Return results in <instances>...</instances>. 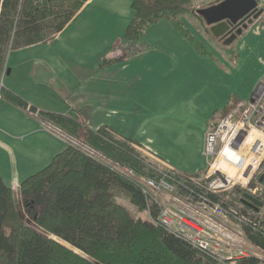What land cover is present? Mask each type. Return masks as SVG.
Instances as JSON below:
<instances>
[{
  "label": "crops",
  "instance_id": "obj_1",
  "mask_svg": "<svg viewBox=\"0 0 264 264\" xmlns=\"http://www.w3.org/2000/svg\"><path fill=\"white\" fill-rule=\"evenodd\" d=\"M134 16L132 0H87L49 42L9 52L3 85L38 111L67 114L94 129L113 127L168 168L205 173L210 121L222 115L232 95L247 98L264 74V21L243 30L235 57L184 17L214 60L166 18L142 38L128 40ZM109 57L118 60L102 66ZM67 135L39 113L0 97V173L17 198L21 182L72 141Z\"/></svg>",
  "mask_w": 264,
  "mask_h": 264
},
{
  "label": "trees",
  "instance_id": "obj_2",
  "mask_svg": "<svg viewBox=\"0 0 264 264\" xmlns=\"http://www.w3.org/2000/svg\"><path fill=\"white\" fill-rule=\"evenodd\" d=\"M86 1L0 0V96L39 113L121 167L156 180L167 177L176 191L183 195L191 191L197 200L200 187L190 177L203 173H180L165 167L138 140L121 135L113 127L101 125L94 129L67 114L38 111L15 90L3 85L9 52L49 42ZM132 1L135 16L127 28L128 40L142 38L150 25L166 18L197 52L217 60L184 22V17L193 16L204 23L207 33L215 36L212 25L197 13L195 0ZM258 1L264 4V0ZM263 15L264 12L249 26ZM229 34L215 37L226 38ZM234 45L235 42L224 43L221 47L236 57ZM115 60L118 59L105 58L102 66ZM240 101V97L232 95L221 116ZM240 191L234 190L233 199L244 203L243 210L255 223L245 226L247 235L264 249V211L259 216L258 207L244 202ZM209 194L225 206L232 202L223 193ZM120 196L147 211L148 217H133ZM160 211L156 199L140 183L70 140L48 165L21 182L20 198L0 173V264H264L255 255L223 260L214 257L168 231L159 220Z\"/></svg>",
  "mask_w": 264,
  "mask_h": 264
},
{
  "label": "built area",
  "instance_id": "obj_3",
  "mask_svg": "<svg viewBox=\"0 0 264 264\" xmlns=\"http://www.w3.org/2000/svg\"><path fill=\"white\" fill-rule=\"evenodd\" d=\"M203 154L208 162L203 173L206 182L190 177L200 187L197 200L193 199L191 191L187 195L176 191L175 184L167 177L156 180L117 163L112 165L140 183L144 191L156 199L161 207L159 220L168 231L220 260L251 255L264 260V249L247 235L245 226L255 223L243 210L244 203L235 200L225 206L209 194L239 185L237 189L243 190L242 195L248 193L262 201V205L252 203L258 207L259 216L263 214L264 74L247 98L226 115L210 121Z\"/></svg>",
  "mask_w": 264,
  "mask_h": 264
},
{
  "label": "water",
  "instance_id": "obj_4",
  "mask_svg": "<svg viewBox=\"0 0 264 264\" xmlns=\"http://www.w3.org/2000/svg\"><path fill=\"white\" fill-rule=\"evenodd\" d=\"M264 12V7H259L258 0H220L214 4H211L206 7H201L197 9V13H199L208 24L212 25V31L214 32L215 36L222 37L225 33H230L232 30L229 29L231 24H237L242 20L248 18L250 15L253 14V19H257L261 16ZM252 19V20H253ZM247 25H245L246 27ZM244 27V28H245ZM243 33V28L240 27L237 29L236 33H232L226 40V44L232 43L237 35H241ZM10 69H8L7 73L9 74ZM68 136V135H67ZM72 141L75 143L82 145L84 149L94 153L95 155L105 159L111 164L115 163L109 160L100 152L96 151L95 149L89 147L82 141H79L71 136ZM264 181V178L262 179ZM244 202L252 203L255 202L258 205H262V201L251 196L248 193H245Z\"/></svg>",
  "mask_w": 264,
  "mask_h": 264
},
{
  "label": "rangeland",
  "instance_id": "obj_5",
  "mask_svg": "<svg viewBox=\"0 0 264 264\" xmlns=\"http://www.w3.org/2000/svg\"><path fill=\"white\" fill-rule=\"evenodd\" d=\"M198 4V8H201L205 5L209 6L215 2H217L218 0H195ZM259 7L262 8L264 7V4L263 3H259ZM187 21L189 20V22L193 25V27L195 28V30L199 33H202L204 34L206 37H208V39L210 38L211 40H213V42H215V45H219L220 47L225 43V39L224 38H217L215 37L214 35H212L210 32L207 33L206 32V26L204 25V23L201 21V20H198L197 18L193 17V16H188L187 17ZM262 22L264 21V15L261 17L260 19ZM188 26V25H186ZM243 28V27H242ZM193 30V29H191ZM195 32V31H194ZM251 32V31H250ZM215 40V41H214ZM233 42H236V40H234ZM232 99V97H231ZM77 144V143H76ZM79 145V144H78ZM82 146V145H81ZM84 148V147H83ZM87 150V149H86ZM152 157H154L152 155ZM156 160V158H154ZM159 161V159H157ZM159 163H162V162H159ZM163 166H165L163 163H162ZM166 167V166H165ZM126 171V170H125ZM129 175L130 172H129ZM196 179H202V181L206 182L205 181V178H203V174L201 176H199L198 178ZM238 187H240L239 185L235 186L233 189L231 190H228V191H224V192H221L224 194V198L226 200H231L232 202H234L236 199H233V192L234 190H236ZM243 190L240 191V193L242 194ZM119 200L121 202H123V204L129 209L130 213L132 214L133 217H142V218H146L148 217V212L147 211H141L139 210L136 206H134L133 204H131L128 200H126L124 197L120 196L119 197ZM231 202V203H232Z\"/></svg>",
  "mask_w": 264,
  "mask_h": 264
},
{
  "label": "flooded vegetation",
  "instance_id": "obj_6",
  "mask_svg": "<svg viewBox=\"0 0 264 264\" xmlns=\"http://www.w3.org/2000/svg\"><path fill=\"white\" fill-rule=\"evenodd\" d=\"M252 19H253V14L250 15L248 18L242 20L241 22H238L237 24H231L229 29L232 30V32H230V34L228 36H226V38H224V39L226 40L232 33H236L237 29L240 27H243V29H246L255 20V19H253V20ZM245 25H247V26L245 27Z\"/></svg>",
  "mask_w": 264,
  "mask_h": 264
}]
</instances>
